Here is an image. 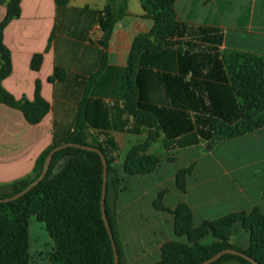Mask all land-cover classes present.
Returning a JSON list of instances; mask_svg holds the SVG:
<instances>
[{
  "label": "crops",
  "instance_id": "1",
  "mask_svg": "<svg viewBox=\"0 0 264 264\" xmlns=\"http://www.w3.org/2000/svg\"><path fill=\"white\" fill-rule=\"evenodd\" d=\"M108 2L68 0L57 7L54 0H19L18 16L4 25L10 71L1 79L2 88L15 100L32 102L38 95L47 109L31 122L21 109L0 101V183L28 174L41 151L53 138L63 141L79 117L88 139L112 147L121 159L145 141V153L157 155L159 163L160 158L173 162L179 150L194 147L198 155L188 164L189 177L204 153L212 156V163L203 167H212L213 180L205 185L201 180L199 192H213L220 216L262 207L264 125L212 146L196 133L218 121L209 112V90L217 88L225 107L237 106L236 100L225 98L228 82L218 78L224 76L217 62L221 53L231 49L264 56V0H175L176 17L187 24L186 32L172 35L158 50L137 53L129 71L132 43L150 30L153 20L145 16L140 0H127L125 14L114 23L103 47L99 17ZM5 12L0 4V21ZM178 47L186 51L180 63ZM35 54L41 55L36 69L31 66ZM224 140L235 141L238 152L219 151ZM175 174L174 185L157 177L153 192L172 191ZM125 186L127 190L126 180ZM187 188L176 204L188 203Z\"/></svg>",
  "mask_w": 264,
  "mask_h": 264
},
{
  "label": "trees",
  "instance_id": "2",
  "mask_svg": "<svg viewBox=\"0 0 264 264\" xmlns=\"http://www.w3.org/2000/svg\"><path fill=\"white\" fill-rule=\"evenodd\" d=\"M67 1L54 0L57 7L65 5ZM126 2L127 0H109L105 5L99 17L102 32L99 41L103 47L107 45L114 23L125 14ZM140 2L145 16L153 20V25L148 32L139 34L133 41L127 71L132 69L133 58L137 53L158 50L172 35H182L187 29V24L176 17L175 0ZM18 3L19 0H0V4L6 7L5 15L0 21V101L21 109L29 121L35 122L47 109V103L38 95H35L32 102L26 99L15 100L1 86V79L10 71V55L3 43L2 29L10 18L18 16ZM185 52L178 47L179 63ZM40 58V54L33 56V68L38 67ZM217 62L224 74L218 78L228 82L224 86L229 91L225 98L236 100L237 106L236 109L232 104L225 107L217 88L209 90V112L218 121L204 129H198L196 133L207 140L209 146L218 140L238 136L264 125V56L230 49L224 50ZM130 87L127 79L125 88L128 90ZM196 135L192 134L190 140H195ZM65 141L92 145L102 150L106 158L105 214L112 230L119 264H128L123 257L115 220L116 197L122 177L111 165L106 148L97 141L88 139L79 117L75 120L73 131L63 141L53 138L41 151L28 174L0 183V197L11 195L26 186L40 173L47 152ZM148 144V141L138 143L128 150L123 167L126 174H147L158 166V156L145 153ZM164 146L168 148L170 144L165 142ZM191 168L192 164L177 170L175 174V186L181 191L186 188ZM102 181V163L97 152L74 146L55 151L44 177L38 183L18 198L0 202V264H29L28 222L32 215L43 222L53 242L47 256L48 264H113L112 247L100 211ZM160 193L153 202L154 207L169 210L162 203ZM169 211L174 214L175 235L193 234V244L185 247L175 241L163 243V258L156 264H194L228 247L243 251L264 264V203L262 207L255 205L249 210L204 219L197 226H193L192 209L187 202L180 201ZM236 222H240L248 232L249 243L245 249L239 248L232 240ZM209 232L217 235L218 239L211 243L195 241ZM230 260L252 264L232 253H224L208 264H221Z\"/></svg>",
  "mask_w": 264,
  "mask_h": 264
},
{
  "label": "rangeland",
  "instance_id": "3",
  "mask_svg": "<svg viewBox=\"0 0 264 264\" xmlns=\"http://www.w3.org/2000/svg\"><path fill=\"white\" fill-rule=\"evenodd\" d=\"M104 148H106L108 152L111 165L117 169L119 176L122 177L120 190L116 197L115 220L125 262L128 264H156L163 258L161 251L162 244L169 241H175L180 245L190 247L193 244L192 239L194 235L176 236L173 228L174 214L169 211L175 207L174 204H176L178 198L185 197L183 195L184 193L176 187L167 194L164 190H160L156 193L153 192V190L157 177H164L165 180H170L174 185V176L171 175V173L186 167L193 158H196L198 155L196 148L187 147L179 150L177 152V158L173 162H167L165 159L160 158L159 166L154 172L146 175L126 174L123 167L127 153L124 158L121 159L119 155L113 151L112 147L104 146ZM217 149L221 152H225L226 150L228 152H238L239 145L233 140H224L218 144ZM205 162L212 163V156L204 153L200 157L193 171L194 173L186 179V188L188 187L186 198L192 209L193 226H197L204 219L219 217L221 214V211L214 206V199H212L213 192H199L201 180H205L203 185L213 180V169L212 167L210 169L203 167ZM191 173L192 168L190 174ZM125 180L129 184V187H127L128 191L125 189ZM142 190H148V195L147 193H143L146 194L144 196L141 195ZM159 193L161 194V201L163 204L174 206H167L169 210L156 209L153 202ZM152 194H154L152 199L147 198V196ZM164 194L165 198H163ZM130 200L131 205H128L127 202H130ZM133 205H136V207ZM233 229V242L239 248L245 249L249 243L248 232L242 227L240 222H236ZM216 239H218V236L209 232L195 239V241L197 243H211ZM28 240L31 264H47L46 257L53 246V242L45 230L43 222L36 219L34 215L30 216L28 222ZM221 264L240 263L235 260H230Z\"/></svg>",
  "mask_w": 264,
  "mask_h": 264
},
{
  "label": "water",
  "instance_id": "4",
  "mask_svg": "<svg viewBox=\"0 0 264 264\" xmlns=\"http://www.w3.org/2000/svg\"><path fill=\"white\" fill-rule=\"evenodd\" d=\"M67 146H74V147H78V148H82V149L93 150V151L97 152L100 156L101 163H102V179H103L102 188H101V197H100L101 217H102V221L104 223V226L106 228V231H107L109 239H110L112 252H113V264H119L118 253L116 250V245L114 242L112 230H111V227L109 225L107 216L105 214V208H104V196H105V189H106V158H105V156H104V154L100 148H98L96 146H92V145L80 144V143L73 142V141H65V142H62V143H59V144L53 146L47 152V154L44 158L40 173L34 179H32L26 186H24L22 189H20L19 191L15 192L11 195L0 197V202L16 199L19 196H21L22 194H24L26 191H28L36 183H38L44 177V175L48 169V166H49V163H50V160H51L53 153L55 151H57L58 149H61V148L67 147ZM224 253H232V254L239 255V256L243 257L244 259L248 260L249 262H251L252 264H261L258 261H256L254 258H252L251 256L247 255L245 252L239 251L237 249L230 248V247L220 249L215 254H213L211 257H209L203 261L194 263V264H208V263L214 261L215 259H217L220 255H222Z\"/></svg>",
  "mask_w": 264,
  "mask_h": 264
}]
</instances>
